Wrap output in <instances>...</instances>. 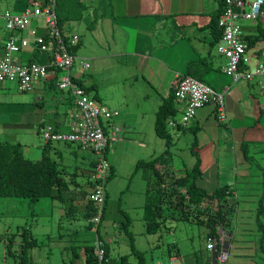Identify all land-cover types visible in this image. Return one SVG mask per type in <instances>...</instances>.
<instances>
[{
	"label": "crops",
	"instance_id": "0c3cea01",
	"mask_svg": "<svg viewBox=\"0 0 264 264\" xmlns=\"http://www.w3.org/2000/svg\"><path fill=\"white\" fill-rule=\"evenodd\" d=\"M2 1L0 0V6ZM82 1L84 7L81 17L68 22L71 32L67 30L65 32L76 35L77 32L86 34L85 44H89L90 49L87 55L89 63L85 61L88 64L87 67L83 68L81 65L77 72H71V74L78 81L84 76L82 84L86 88L90 87L89 92L98 103L105 105L104 101L96 97V94L100 93L101 79L105 73H116L119 75V80L128 82L130 88L136 89L133 92L134 97L128 95L122 97L123 105L128 106L130 102L135 106L137 104L139 112H143L144 116L147 113V118L150 119L151 116V120L154 119L158 106L171 95L180 75H190L213 89L224 92L227 121L219 122L214 106L204 105L196 111L195 117L187 126L181 128L170 126L173 129L170 131L171 135H174V144L170 149L173 154L176 152L180 138L185 142L184 145L188 144V152L199 160L200 176L196 183L209 193L218 186H227L236 194L238 190L235 187L249 186L251 183H247L245 179L239 180L238 169L243 166L241 176H248L250 166H246L243 161L250 159L248 156L251 152L260 155L264 153V108H262L264 89L260 84L263 80L260 76H254L251 80L242 79L233 83L229 77V79L226 78L227 75L224 72L226 58L216 50L220 35L216 37L215 28L212 25L222 0H88L89 4L85 0ZM44 2L45 0H9L7 5L10 8L0 7V9L21 13L25 8L41 6ZM1 21L3 25L0 24V48L11 34L5 29L2 19ZM38 21L39 18L32 19L27 27L37 28L39 32L44 33L45 26L41 27ZM90 21L94 24L89 28L87 26ZM241 25L245 38L256 37L260 33L259 28H264V21L242 20ZM27 31L28 29H25L16 34L18 37H27ZM30 41L29 47L13 55L14 60L47 65L49 54L38 50L31 39ZM77 44L80 47L79 36ZM250 46L256 51L257 57L261 58L264 39H259ZM54 80L55 78L50 74L46 80L35 81L34 88L31 91H25H39L33 100H19L10 91L2 99V94L5 92H0V128L5 136V140L0 142H14L13 140L16 139L14 135L19 129L21 132L25 130L27 135L30 130L39 135L40 128L46 125L52 126L57 131L71 129V119L75 112L71 96L61 91L60 98L53 94L51 98H47L46 91L57 88ZM2 89L0 88V91ZM175 107L174 117L179 118L184 103L175 99ZM10 112L13 116H17V119L12 120ZM125 118L126 116L121 119L123 128L127 124ZM103 127L105 131L104 124ZM119 128L115 126L111 133L118 131ZM127 128H133V126ZM188 138H190L189 143H187ZM156 139L164 142L154 132L153 144L156 142L157 145H162V142ZM144 143L147 145V142ZM63 145L69 146L70 143H63ZM45 146L47 153L56 158L59 167L63 168L64 162L61 159L63 148L60 146L44 143L40 148H35L30 157L22 150L29 159L38 160ZM260 158L263 161L261 168L264 169V155ZM94 159H90L87 165H84L86 166L84 175H90ZM110 167V174H112L114 168L111 164ZM254 183L258 186L264 184V181ZM70 185L78 186L79 184L73 181L72 184L69 183V187ZM232 186L235 190L231 188ZM86 190L89 192L90 189ZM67 192L70 193V190ZM263 192L264 190L261 195ZM73 193L78 195L76 190H73ZM89 195L87 193L84 197L75 199L80 214L85 211V200L89 198ZM261 195L257 198V203ZM67 196L69 197V194H66ZM107 197L106 194L103 217L106 221L105 227L111 228L116 225L120 228L123 221L125 222L124 213L120 210L117 200L112 199L110 203H107ZM70 204L71 202L66 200L64 207L68 209ZM123 231L126 229L121 228L120 232ZM98 238L97 236L96 240L100 239ZM0 241H2L0 248L3 252L2 263H10L5 259L6 240L0 238ZM18 242L17 239L12 247L18 249ZM74 254L71 253V259L75 256ZM79 258L84 264V250ZM209 258L210 254L206 256L204 264Z\"/></svg>",
	"mask_w": 264,
	"mask_h": 264
},
{
	"label": "rangeland",
	"instance_id": "374dc122",
	"mask_svg": "<svg viewBox=\"0 0 264 264\" xmlns=\"http://www.w3.org/2000/svg\"><path fill=\"white\" fill-rule=\"evenodd\" d=\"M8 1L3 0L0 7L9 9ZM85 1L89 4L88 0ZM38 22L41 27H44V19L42 17L39 18ZM0 24H2L1 19ZM93 24L90 21L87 27L90 28ZM68 27L69 24L65 22L62 27L64 28L63 33L69 34L65 30L71 32ZM77 35L79 36L80 47L73 54L75 59L71 67L72 73L77 72L83 62L87 61L89 63L87 55L90 49L89 44H85L86 34L77 32ZM226 78L229 79L228 77ZM82 79H84V76ZM130 87L128 82L119 80V75L114 72H108L101 79L100 93L96 94V97L104 101L105 106L107 105L109 109L116 110L119 113L111 116L107 120L108 122L105 119L101 120L105 125L108 138L105 156L109 164L114 168L113 173L108 177L103 187L108 195L107 203H110L112 199L117 200L120 210L124 213V220H128L126 222L128 225L126 231L120 232L121 227L119 228L116 225L111 228L105 227V219L97 226L89 224L88 220L78 212L77 208L73 209L71 213H67L64 207L65 201L62 202L58 199L53 200L49 197H43L35 203H29L24 198L0 197V233L6 234L5 237H7L14 232L17 233L19 231V233H22L24 228L29 229L30 235L37 240L38 244L30 250L32 264H82L80 258L71 259V253L80 255L86 245L95 248L97 236H100L106 242L107 261L105 264H121V256H125L124 264H137L140 254L143 264H171L170 260L174 255L177 256L174 264H204V260L209 254L205 247L207 240L205 238L206 221L193 208L187 207V218L185 219L163 215L159 219V226L154 231L146 230L143 221V205L145 203V185L147 182L143 178V172L140 169H135V164L138 160H150L151 157H155L162 150L164 151L166 146L164 145V138L156 132L158 137L164 142L156 139L158 142H162L160 146L156 142L154 144L152 142L153 131H155V115L154 119L151 120V116L150 119L147 118V113L144 116L143 112H139L137 104L135 106L130 102L128 106L123 105L122 97L125 95L129 97L135 96L133 92L136 89ZM0 88H3L0 92H5L2 94V99L10 91L19 100H33L39 92L20 91L14 82H2L0 83ZM63 93L68 96L66 91ZM52 94L60 98L62 92L58 88L46 91L47 98H51ZM12 101L14 102L15 100ZM10 116H12V120L17 119V116H13V113ZM124 116H126L127 124L123 122L126 125L123 128L121 119ZM115 126L120 128L116 131L118 136L112 138L111 131ZM132 126L133 128H127ZM172 130L170 129V131ZM23 131L25 130L21 132L19 129L14 135L16 139L13 141L21 143L25 155L29 156L32 155L35 148L43 146L45 141L35 131H28V135L26 131ZM3 135L0 128V141L5 140ZM189 141L190 138L187 139V143ZM144 142H147V145ZM184 143L183 139L180 138L176 152L173 154L174 163L182 165L184 161L190 166L194 163L196 156L188 152L189 146L188 144L184 145ZM51 146L63 148L61 159L64 162L63 173L66 176V180L70 184L73 181L79 184L78 186L70 185L68 187L70 193L67 192L68 190L64 192L63 198H66V194H74L73 190H76L78 194L74 198H79L80 194L87 191L86 189H90L89 193L91 194V186L93 184L90 176L84 175V169H86L84 165H87L90 159L95 158V154L89 150L80 149L74 143L64 146L61 142H51ZM253 147L255 148V146ZM263 155L264 153L260 155L259 153L251 152L248 156L250 159L243 161L246 166H250L248 176H241L243 166L238 169L239 180L245 179L247 183L251 184L243 188L235 187L238 190L236 193L237 205L235 212L236 229L233 237L230 238L228 264H258L261 261L257 253L256 233L252 229L255 226L257 198L264 190V184L254 185V182L264 181V169L261 168L263 161L260 158ZM58 160L60 161V159ZM238 160H241V153L238 155ZM231 188L235 190L234 186ZM241 189L247 191L243 192ZM76 203L74 201L75 205ZM175 216L178 217L177 214ZM9 227L10 229H8ZM13 251L14 248L11 249V255L10 253H5V259L10 262L7 264H13L17 260ZM2 259L3 252L0 250V264H3Z\"/></svg>",
	"mask_w": 264,
	"mask_h": 264
},
{
	"label": "built area",
	"instance_id": "2783aa9c",
	"mask_svg": "<svg viewBox=\"0 0 264 264\" xmlns=\"http://www.w3.org/2000/svg\"><path fill=\"white\" fill-rule=\"evenodd\" d=\"M40 17L44 19V33L39 32L37 28L27 27L32 19ZM0 18L4 22L5 29L11 33L0 48V83L14 82L18 90L31 91L35 81L46 80L52 74L55 77L56 87L62 92L66 91L72 98L75 112L71 119V129L57 131L52 126L46 125L40 128L39 135L45 143H74L81 149L95 154L94 166L89 175L93 181L89 198L95 202L97 211L88 222L97 226L104 206L103 186L110 174V164L105 156L108 138L101 120L107 121L118 112L98 103L90 92L85 91L83 86L74 81L76 78L70 70L75 57L71 49L77 44L78 36L63 35L58 28L56 13L50 6L25 8L21 13L0 9ZM242 20L264 21V0H222V8L216 23L220 29L216 50L226 58L224 72L233 83L260 76L263 80L260 84L264 89V48L261 58L257 57L256 51L243 36ZM25 29H28L27 37H18L16 33ZM30 39L38 50L49 54L47 65L14 60L15 53L31 45ZM87 66L88 64L83 62L82 67ZM175 99L183 102L184 107L179 118L173 117L169 120L168 125L173 128L178 124L186 126L195 117L196 111L204 105L214 106L219 122L227 121L224 92H219L190 75L183 74L178 77ZM262 108H264V93ZM116 131L112 133V138L118 136ZM96 241L93 254L101 262L105 259V248L102 241ZM229 241V235L221 226H217L215 234L206 240L205 247L210 258L205 264H228ZM176 260L177 256H172L171 264Z\"/></svg>",
	"mask_w": 264,
	"mask_h": 264
},
{
	"label": "trees",
	"instance_id": "16d2710c",
	"mask_svg": "<svg viewBox=\"0 0 264 264\" xmlns=\"http://www.w3.org/2000/svg\"><path fill=\"white\" fill-rule=\"evenodd\" d=\"M46 5L50 6L55 11L58 28H60L62 33L64 29L62 28L63 24L80 18L83 11L82 8L84 7L82 0H45L41 6ZM220 11L221 7L212 22L216 37L220 35L219 27L216 24ZM259 32V35L256 37L246 38L249 45L254 44L259 39H264V28L260 27ZM63 35L66 37L65 33H63ZM74 81L79 83L81 87L83 86L85 91L89 92L90 87L86 88L78 79ZM176 87L177 83L171 95L164 99L155 112L154 132L164 138L166 148L150 160H138L135 164V169H140L143 172V178L147 182L145 185V203L143 205V221L146 230L154 231L159 226V219L163 217V215H168L172 218H187L186 211L188 207L193 208L199 216L205 218L206 239L215 234L217 226H221L229 235V238H231L236 229L235 212L237 196L233 193V190L229 189L227 186H218L214 191L208 193L205 189L197 185L196 180L200 176L198 158L195 159L191 166H188L184 161L182 162L183 166L174 163L173 153L170 150L171 146L174 144V138L169 132L171 127L168 125V122L176 113ZM177 127L181 128L184 126L178 124ZM50 143L51 142H47L45 144L47 145ZM94 161L95 160L92 162V168L94 166ZM62 169L63 168L59 167V162L56 158L47 153L46 146L42 151L41 158L32 160L24 155L19 142H0V197L24 198L27 199L29 203H35L43 197L58 199L62 202L69 200L71 204L68 206V209H66V212L71 213L73 209L75 210L77 208V204H74L77 198H74L76 194H72L73 196L70 194L69 197L67 196L68 198H63V193L68 190L69 182L66 180V176ZM110 175L111 174L107 176V179ZM87 193L90 194L86 191L80 196L84 197ZM105 201L106 193L100 221L104 217ZM85 203L86 208L82 215L88 220L96 214L97 207L95 202L90 198L85 200ZM263 203L264 192L256 207L255 226L252 229V231L256 233L258 243L257 253L261 260L258 264H264ZM176 214L178 217L175 216ZM126 222H128V220H125V222L121 224L122 229H126L128 226ZM5 235L6 234H0V238L6 240L5 250L7 253H10V255L14 242L17 241V239L19 240L18 249L14 248L13 251L15 257H17L16 262L14 261L15 264H32L30 250L38 244L36 242L37 240L30 235L29 229L24 228L22 233H19V231L17 233L14 232L7 237H5ZM98 237L100 238H98L99 241L103 242V247L105 248V259L102 261L103 263L99 262L97 257L94 256V247L86 245L83 249L85 253L84 264L106 263V242L103 241V239L101 240L100 236ZM74 255L73 258H79V254ZM124 261L125 256H121V264H124ZM137 264H143L141 254Z\"/></svg>",
	"mask_w": 264,
	"mask_h": 264
},
{
	"label": "water",
	"instance_id": "95a60500",
	"mask_svg": "<svg viewBox=\"0 0 264 264\" xmlns=\"http://www.w3.org/2000/svg\"><path fill=\"white\" fill-rule=\"evenodd\" d=\"M78 47V44L74 45L71 49V52L74 53L75 51H77Z\"/></svg>",
	"mask_w": 264,
	"mask_h": 264
},
{
	"label": "bare ground",
	"instance_id": "6f19581e",
	"mask_svg": "<svg viewBox=\"0 0 264 264\" xmlns=\"http://www.w3.org/2000/svg\"><path fill=\"white\" fill-rule=\"evenodd\" d=\"M222 8V6H221ZM74 54V53H73ZM222 92V91H221ZM187 126V125H186ZM174 136V135H173ZM81 149V148H80ZM104 198H105V190H104ZM95 207V206H94ZM95 214V213H94ZM230 245V244H229ZM228 253H229V246H228ZM104 261V260H103ZM107 261V260H106ZM102 262V261H101ZM103 263V262H102Z\"/></svg>",
	"mask_w": 264,
	"mask_h": 264
}]
</instances>
